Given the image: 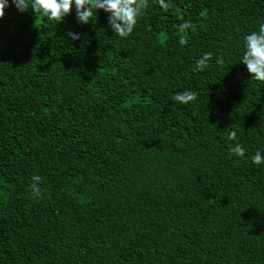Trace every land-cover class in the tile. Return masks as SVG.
Returning a JSON list of instances; mask_svg holds the SVG:
<instances>
[{"label":"trees","instance_id":"1","mask_svg":"<svg viewBox=\"0 0 264 264\" xmlns=\"http://www.w3.org/2000/svg\"><path fill=\"white\" fill-rule=\"evenodd\" d=\"M170 3L149 0L121 39L103 10L80 24L73 6L57 23L8 0L0 264H264V164L251 160L264 153V82L241 62L264 0ZM185 91L198 99L173 100Z\"/></svg>","mask_w":264,"mask_h":264},{"label":"clouds","instance_id":"2","mask_svg":"<svg viewBox=\"0 0 264 264\" xmlns=\"http://www.w3.org/2000/svg\"><path fill=\"white\" fill-rule=\"evenodd\" d=\"M159 5L166 11L172 7L170 0H157ZM12 4L19 12H26L31 9L35 14L46 17L48 20H54L57 23L62 22L71 14L73 6L78 23L88 24L92 21L93 15L103 10L108 14V25L112 32L121 39H127L134 31L139 20L143 17L149 8V0H12ZM8 7V0H0V19L5 15V9ZM192 27L190 21H185L179 25L181 32H185ZM69 38L72 40L80 39L78 33L69 32ZM180 45L186 46L187 39L181 38ZM244 54L241 62L246 66L251 79L264 82V23L259 25L258 31H253L244 37ZM213 53L202 54L194 65V71H205L212 60ZM218 65H223L222 57H217L215 61ZM198 99V94L193 91L177 93L173 100L182 105H188ZM236 133H229V139H235ZM231 152L238 158H244L246 153L239 144L231 146ZM252 163L256 165L264 164V153L257 151L251 158ZM43 182L39 175L32 177L31 188L36 197L41 196V189L38 184Z\"/></svg>","mask_w":264,"mask_h":264}]
</instances>
